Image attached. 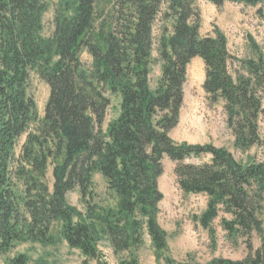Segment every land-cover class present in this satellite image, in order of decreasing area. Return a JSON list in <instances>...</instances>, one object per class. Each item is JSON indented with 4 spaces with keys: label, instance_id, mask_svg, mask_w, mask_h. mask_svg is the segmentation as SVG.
Here are the masks:
<instances>
[{
    "label": "trees",
    "instance_id": "1",
    "mask_svg": "<svg viewBox=\"0 0 264 264\" xmlns=\"http://www.w3.org/2000/svg\"><path fill=\"white\" fill-rule=\"evenodd\" d=\"M205 1L214 6L264 4ZM46 8L45 0H0V253L16 242L51 243L55 225L71 249L97 262L101 240L121 253L139 247L146 233L154 249L164 251L166 233L157 222L163 196L157 180L162 160L168 158L176 163L179 189L207 198L200 226L212 235V223L220 218L227 237L242 239L248 253L236 261L167 259L166 264H264V162L241 164L223 149L178 144L169 136L179 122L187 67L199 58L205 71L203 91L210 103L222 102L234 147L246 151L260 146L264 59H236L218 31L201 37L191 0H59L48 37L42 22ZM158 17L162 66L151 89ZM83 52L91 59L88 67L80 59ZM33 74L49 88L41 119L28 93ZM113 97L119 98L118 111L109 118ZM204 157L209 160L185 163ZM49 165L52 191L46 179ZM93 174L104 180L113 206L93 202ZM74 190L84 213L66 202ZM253 233L262 238L256 250ZM11 264H26L25 257Z\"/></svg>",
    "mask_w": 264,
    "mask_h": 264
},
{
    "label": "rangeland",
    "instance_id": "2",
    "mask_svg": "<svg viewBox=\"0 0 264 264\" xmlns=\"http://www.w3.org/2000/svg\"><path fill=\"white\" fill-rule=\"evenodd\" d=\"M59 0H45L47 8L43 15V35L48 37L53 31L54 10ZM192 7L199 18V35L214 37L215 31L224 35L227 49L239 60L264 59V4L245 6L242 4L224 3L214 6L205 0H191ZM153 25V47L149 65V86L155 89L161 74L162 63L159 60L157 47L160 37L161 22ZM170 33L171 23L167 22ZM85 66L90 65V57L86 53L80 56ZM236 65V64H235ZM205 78L204 65L201 60H193L187 67L186 80L183 87L184 99L179 114L178 125L169 136L175 143L190 145L210 144L216 148L228 151L233 158L247 164L253 160L264 162V120H260L258 131L262 144L246 151L234 147V137L226 124V115L222 102L212 104L208 101L202 85ZM29 95L36 106L37 117L44 114L49 88L37 75H31ZM119 98H111L109 118L118 111ZM25 140L22 136L15 148V156L19 155L20 147ZM209 157L191 159L185 163L200 164L207 162ZM176 163L168 158L162 160V174L157 180L158 190L163 198L158 204L157 222L166 233V249L157 252L145 233L142 244L127 252L115 253L106 240L99 241L97 247L100 259L91 260L77 249H71L60 237V226L51 230L52 242H16L11 248L0 253V264H11L18 256H24L26 264H121L135 260L137 264H166L170 259L175 262L206 263L212 259L242 260L247 255V248L242 239H231L220 226V218L212 223L214 233L204 230L198 218L206 208L207 198L203 194H184L178 187L175 176ZM52 166L47 167V186L53 187ZM94 203L103 206H113L115 200L106 192V185L99 174H93ZM264 197V195H263ZM66 202L77 211L84 213L85 207L78 190L66 195ZM264 234V203L260 214ZM262 238L253 233L251 244L253 250L262 245Z\"/></svg>",
    "mask_w": 264,
    "mask_h": 264
},
{
    "label": "crops",
    "instance_id": "3",
    "mask_svg": "<svg viewBox=\"0 0 264 264\" xmlns=\"http://www.w3.org/2000/svg\"><path fill=\"white\" fill-rule=\"evenodd\" d=\"M193 60H200V59H199V58H195V59H193ZM193 60H192V61H193ZM192 61H191V62H192Z\"/></svg>",
    "mask_w": 264,
    "mask_h": 264
}]
</instances>
